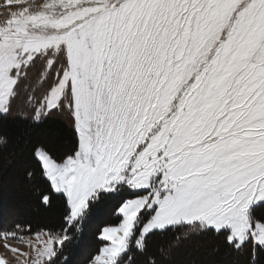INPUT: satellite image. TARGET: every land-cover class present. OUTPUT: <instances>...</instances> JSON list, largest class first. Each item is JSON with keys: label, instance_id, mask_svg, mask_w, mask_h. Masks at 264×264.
Here are the masks:
<instances>
[{"label": "snow or ice", "instance_id": "1", "mask_svg": "<svg viewBox=\"0 0 264 264\" xmlns=\"http://www.w3.org/2000/svg\"><path fill=\"white\" fill-rule=\"evenodd\" d=\"M17 107L21 190L54 221L36 264H76L109 206L81 264H168L193 234L192 264H264V0H0V127Z\"/></svg>", "mask_w": 264, "mask_h": 264}, {"label": "trees", "instance_id": "2", "mask_svg": "<svg viewBox=\"0 0 264 264\" xmlns=\"http://www.w3.org/2000/svg\"><path fill=\"white\" fill-rule=\"evenodd\" d=\"M22 110L28 112V114L30 115V112L27 108H14V110L5 118L3 126L0 127V134H2L3 138L7 140V144L0 146V164H2L4 169V175L2 177V181H0V185H2L5 194L6 205L9 209L16 210L8 211L4 216H2V224H4L3 222L7 220L6 216H8L10 213L14 212L16 217L13 219H8L9 221L7 222V224H5L6 226H3L1 228H3L4 230H12L13 226L16 223H19L21 229L25 230L19 232L18 234L33 235L32 233L38 231L41 226H43L44 224L51 225L54 221L50 218L45 219L43 217V214L34 211L26 202L25 194L21 190V185L27 183L24 178L25 170H34L35 163L31 159L29 150H26L22 158H18L12 155V152L14 151L16 146L15 122ZM66 117V115L58 116L57 121L59 123V126L64 127V121L66 123H70ZM63 144L65 147L71 144V135L67 131H65ZM34 179L39 181V175L37 174ZM94 217L89 223L87 238L84 240L78 239L72 245V253L76 264H81L84 257L88 254L89 251L96 250L97 242L93 239L92 235L96 230L93 222ZM118 220L119 218H116L114 220V223H117ZM29 224L31 225V231L26 230ZM180 231H187V229L181 228ZM172 235L173 233L169 232L166 236L157 237L156 239L168 240L171 239ZM208 239V237L197 236L195 234L191 235L188 239H183L179 246L174 250V253L170 257L168 264H192L193 257L199 254V251L202 250V246L208 241ZM213 239L215 240L216 238ZM222 240L223 238L220 237L217 242H222Z\"/></svg>", "mask_w": 264, "mask_h": 264}, {"label": "rangeland", "instance_id": "3", "mask_svg": "<svg viewBox=\"0 0 264 264\" xmlns=\"http://www.w3.org/2000/svg\"><path fill=\"white\" fill-rule=\"evenodd\" d=\"M15 217L14 212L10 213L6 216L7 220L3 222L4 224H2V217H0V228L6 226L5 224L9 221L8 219ZM116 218L119 217L113 214L112 208L109 206L102 214L94 217V226L97 227L102 222L114 224ZM18 236L22 237V239L6 241L3 236H0V257L4 258L7 264H36L37 256L35 249L40 246L36 237L34 235L23 234H18ZM6 243L10 244L11 248H6ZM11 249H17L18 251L13 252Z\"/></svg>", "mask_w": 264, "mask_h": 264}]
</instances>
